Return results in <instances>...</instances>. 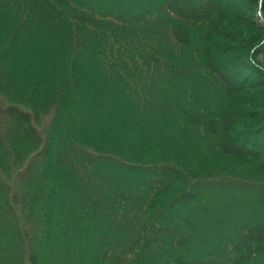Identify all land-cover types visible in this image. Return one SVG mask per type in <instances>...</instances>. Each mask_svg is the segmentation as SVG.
Returning <instances> with one entry per match:
<instances>
[{
    "label": "trees",
    "instance_id": "obj_1",
    "mask_svg": "<svg viewBox=\"0 0 264 264\" xmlns=\"http://www.w3.org/2000/svg\"><path fill=\"white\" fill-rule=\"evenodd\" d=\"M137 1L0 0V86L24 96L0 94L4 264L25 247L30 264H264V190L242 228L209 217L223 195L193 177L182 147L202 118L191 109L178 122V98L143 78L150 39L190 44L189 25L209 23L205 63L231 100L206 114L205 132L264 171L259 0ZM36 40L55 45L24 61Z\"/></svg>",
    "mask_w": 264,
    "mask_h": 264
},
{
    "label": "rangeland",
    "instance_id": "obj_2",
    "mask_svg": "<svg viewBox=\"0 0 264 264\" xmlns=\"http://www.w3.org/2000/svg\"><path fill=\"white\" fill-rule=\"evenodd\" d=\"M202 1L196 0L195 2ZM153 2L157 6L154 7V10L157 8L165 9L168 0H153ZM135 3L142 5V0ZM263 3V0H259L257 10L260 22L264 23L262 18ZM143 6L147 9L151 8L147 3H144ZM156 15L161 17L162 12H156ZM209 28V23L189 25L191 43L186 45L172 39L170 32L160 35L158 39H150L149 41H153L151 45L155 49L146 50L144 55H148L151 52H154L155 55L153 60L148 62L150 67H146L143 78H146L145 82L152 83L154 87H161L163 90L164 88H169L171 96L174 99L178 98V103L181 107L180 114L177 117L178 122L184 120L186 114L191 112V109L194 112L197 111L201 116V125L193 126L192 129L183 127V133L187 136V143H182V147L187 149L184 160L191 164L194 170L197 168L200 170L193 177L211 181L208 183L209 188L211 190L219 188L223 195L225 205H223L224 203L221 204L222 206L220 204L217 205L209 217L218 216L219 221H226L235 225L236 228H242L245 224L244 219L240 216L250 214L244 212L246 211L245 206H249L250 210H252L254 198L256 199V196L260 194L259 192L262 189L264 190V171L248 161L233 160L221 155L219 135L208 136L205 132L206 114L209 111H213L214 114L218 115L228 101L231 100L224 86L205 63L203 53L205 49L204 39ZM33 44L32 47L24 51V61H28L39 52L40 56H44L47 47L55 45L45 40L42 42L36 40ZM257 61L261 63V68L264 70L263 59L258 57ZM27 64L28 62L21 65L19 68L20 74L27 72ZM40 76L45 77L47 74L43 72ZM12 82L7 80L0 86V94L5 105L15 104V100H23L24 97L21 90L16 89ZM206 180L204 181L208 182ZM245 190H252L253 192L247 195ZM240 196L244 197L240 198ZM249 225H252V223ZM31 233H33V229ZM31 248V245H28V253ZM0 253H4L1 236ZM260 255L263 257L258 255L255 260L264 261V252L260 253ZM44 257L41 262L39 260V263L50 264ZM19 258L17 264H30L27 261L26 247L23 248L22 256ZM5 259L6 255L4 253L0 256V264H4ZM170 263L172 264L173 262L169 261L167 264Z\"/></svg>",
    "mask_w": 264,
    "mask_h": 264
}]
</instances>
